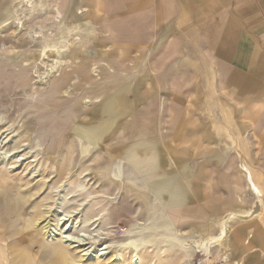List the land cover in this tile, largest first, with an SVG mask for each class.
<instances>
[{
	"label": "rangeland",
	"instance_id": "obj_1",
	"mask_svg": "<svg viewBox=\"0 0 264 264\" xmlns=\"http://www.w3.org/2000/svg\"><path fill=\"white\" fill-rule=\"evenodd\" d=\"M182 2L0 0V201L29 199V264H264V112L225 80L264 84V0Z\"/></svg>",
	"mask_w": 264,
	"mask_h": 264
},
{
	"label": "crops",
	"instance_id": "obj_2",
	"mask_svg": "<svg viewBox=\"0 0 264 264\" xmlns=\"http://www.w3.org/2000/svg\"><path fill=\"white\" fill-rule=\"evenodd\" d=\"M180 2H181V0H179ZM183 2L182 3H184V4H182V6L184 7V8H186L187 10H189V12H191L192 14H195V17H197V14H198V12L195 10V5H197V6H200L201 7V9L199 10V12L201 13V14H203V12H202V10L203 9H205L206 7H210V4H209V0H199V1H192V0H182ZM195 2L196 3H198V4H195ZM212 5L216 8V6H217V4L216 3H218V0H212ZM213 6H212V8H213ZM181 6L179 7V10H177V8H172L169 12H170V14H173V15H175V16H180L181 14ZM216 10V9H215ZM165 11H166V14H167V9H165L163 6L160 8V10H159V12H158V16H160V15H162V14H164L165 13ZM72 12H73V10H72ZM196 21V20H195ZM202 21H204V19L203 18H199V19H197V22H202ZM228 29H230V30H232V27L231 26H229L228 27ZM259 31H261V32H263V33H261L262 35H263V37H264V27H259ZM225 36L223 37V38H225L226 39V41H228V40H230L231 39V37L232 36H230V35H232V33L229 31V30H226L225 31V34H224ZM218 39H219V37H217ZM217 38H216V40H217ZM242 45V44H241ZM240 45V46H241ZM220 49H224V48H222V46H220ZM217 50H218V46H217ZM223 52V51H222ZM227 52H228V50H227ZM226 52V53H227ZM223 64H225V63H218V64H216V65H218V68L219 69H221V70H227V68L225 69V67H227L226 65H223ZM192 68L196 71V70H200V66H197V64L195 63V64H193V66H192ZM226 80V82L227 83H233V86H235L236 87V90H235V93L237 94V95H239V96H241L244 92L243 91H246L247 93H249V92H252V91H256V95H257V97H258V102L261 104H259L258 105V111L259 110H262L263 112H264V99H263V97H261V87L260 86H262V87H264V84L263 85H261L260 83H259V80H257V82H256V79L255 78H253V77H251L250 75H244V73H242L240 70H238V69H236V70H233V72L232 73H228V76H227V78L225 79ZM253 86V87H252ZM108 98V99H107ZM106 101H108V111L109 112H111L112 113V115H114L115 114V110H116V106H115V102H117V100H118V98L116 99V97H115V93H113V95H109L108 97H106V99H105ZM213 104V103H212ZM263 106V107H262ZM241 111H245V112H248L249 110L247 109V110H241ZM91 116V118H99V117H101V115H100V112H99V110L98 111H96L95 109H94V111H92L91 112V114H90ZM244 117H246L245 115H244ZM257 118H259V119H262V118H264V114L262 115V113L261 112H258V115L256 116ZM99 122H102V121H99ZM103 123H104V121H103ZM100 124V126H101V124L102 123H99ZM81 126L80 124H77L75 127H77L76 129H78L79 127ZM86 128H89V129H91L93 132H95V130H97V129H101V128H99V127H86ZM194 129V128H193ZM90 130V131H91ZM80 132L82 133L83 132V129H80ZM194 134H200V133H202V131L200 130V129H194V132H193ZM81 135V134H80ZM205 139V138H204ZM208 138H206L205 140H207ZM212 139V138H211ZM249 173V172H248ZM248 176H250V175H248ZM248 180H249V183L252 185V187L254 188L255 187V184L251 181V179L250 178H248ZM256 188V187H255ZM257 189V188H256ZM160 191V190H159ZM256 192H258V190L256 191ZM259 193V192H258ZM160 194V193H159ZM238 211H251V214H252V210H250V209H247V210H238ZM255 211H256V214H259L258 213V211H257V209H255ZM254 211V212H255ZM237 212V211H236ZM236 212H234V211H229V212H227L226 214H228V213H236ZM248 212V213H249ZM241 213V212H240ZM225 214V215H226ZM225 215H223V217L225 216ZM222 217V218H223ZM244 219H246V218H244ZM243 219V220H244ZM245 222H247V220H244ZM221 229V228H220ZM244 234V232H243V228L242 227H240V228H237V229H235V231H234V234H233V236H235V239H241V237H242V235Z\"/></svg>",
	"mask_w": 264,
	"mask_h": 264
},
{
	"label": "bare ground",
	"instance_id": "obj_3",
	"mask_svg": "<svg viewBox=\"0 0 264 264\" xmlns=\"http://www.w3.org/2000/svg\"><path fill=\"white\" fill-rule=\"evenodd\" d=\"M7 193L8 192L2 193L3 198L0 201V242L6 240L7 238H10V241L8 244H6L7 245L6 249H4L3 246H0V257H2L0 258V264H8V263L9 264L10 263L11 264H29L28 259L29 261H31L30 257L26 256L23 252H21L19 248L16 249L19 243L25 240L26 234L23 233V231H15V229L12 228L13 227L12 221L10 222L8 221L12 217L14 219H17L18 214L24 207V203L29 199L25 198L23 195V192L21 191H18L15 196L9 195V193L8 194ZM241 214H238V213L226 214L222 218L221 232L223 233V231L227 229L228 222L231 221L233 218L237 216L239 217L246 216V215H243V214L241 215ZM28 226L29 224H26L25 227H28ZM216 238L218 239V237ZM35 241H36L35 237L31 236L30 245H33ZM48 250L54 251L56 255L60 257L61 259H63L64 261L68 260V253L66 252L65 249H63L59 245L52 246V248L51 249L49 248ZM132 261L133 263H136L137 258L135 257Z\"/></svg>",
	"mask_w": 264,
	"mask_h": 264
}]
</instances>
